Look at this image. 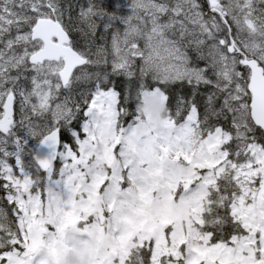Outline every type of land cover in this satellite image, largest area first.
I'll list each match as a JSON object with an SVG mask.
<instances>
[{
	"label": "snow or ice",
	"instance_id": "1",
	"mask_svg": "<svg viewBox=\"0 0 264 264\" xmlns=\"http://www.w3.org/2000/svg\"><path fill=\"white\" fill-rule=\"evenodd\" d=\"M264 264V0H0V264Z\"/></svg>",
	"mask_w": 264,
	"mask_h": 264
},
{
	"label": "clouds",
	"instance_id": "2",
	"mask_svg": "<svg viewBox=\"0 0 264 264\" xmlns=\"http://www.w3.org/2000/svg\"><path fill=\"white\" fill-rule=\"evenodd\" d=\"M72 264H79L78 260L76 258H73Z\"/></svg>",
	"mask_w": 264,
	"mask_h": 264
}]
</instances>
